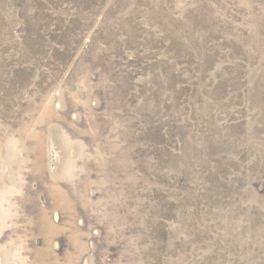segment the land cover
<instances>
[{"label": "rangeland", "instance_id": "obj_1", "mask_svg": "<svg viewBox=\"0 0 264 264\" xmlns=\"http://www.w3.org/2000/svg\"><path fill=\"white\" fill-rule=\"evenodd\" d=\"M0 264H264V0H0Z\"/></svg>", "mask_w": 264, "mask_h": 264}]
</instances>
